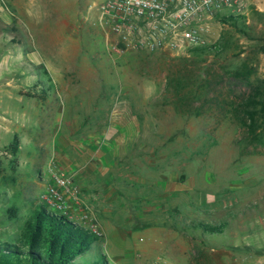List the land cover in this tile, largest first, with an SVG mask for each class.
Here are the masks:
<instances>
[{"label":"rangeland","instance_id":"374dc122","mask_svg":"<svg viewBox=\"0 0 264 264\" xmlns=\"http://www.w3.org/2000/svg\"><path fill=\"white\" fill-rule=\"evenodd\" d=\"M103 1L20 0V23H0V237L38 204L54 211L61 171L80 193L66 216L101 237L86 260L264 264V112L261 141L240 123L250 97L264 100V0L222 16H247L248 35L219 19L180 54L114 51L92 8ZM243 64L251 83L231 74ZM34 74L46 101L20 95Z\"/></svg>","mask_w":264,"mask_h":264},{"label":"built area","instance_id":"2783aa9c","mask_svg":"<svg viewBox=\"0 0 264 264\" xmlns=\"http://www.w3.org/2000/svg\"><path fill=\"white\" fill-rule=\"evenodd\" d=\"M236 0H104L92 8L99 25L109 29L112 48L118 53L181 52L200 46L212 26ZM49 194L54 211L66 215L67 198L79 204L80 193L61 171L52 175ZM51 207V206H50ZM85 219L89 214H85ZM159 264H166L159 260ZM258 264V263H257Z\"/></svg>","mask_w":264,"mask_h":264},{"label":"trees","instance_id":"16d2710c","mask_svg":"<svg viewBox=\"0 0 264 264\" xmlns=\"http://www.w3.org/2000/svg\"><path fill=\"white\" fill-rule=\"evenodd\" d=\"M220 19L235 31L249 34L250 25L247 16L230 15ZM231 74L237 79L251 83L255 71L247 64H243L241 68L231 71ZM42 84L43 81L39 80L27 92H20V95L46 101L49 94ZM244 108L246 118L240 119L241 125L248 129L254 141H261L263 135L258 134L257 128L260 112H264V100L252 96ZM20 148L21 139L16 134L6 150L16 158ZM3 174L4 169L0 162V177ZM19 212L20 209L16 206L8 208L7 220L10 223L16 221ZM224 227V225H202L203 231L208 234L222 233ZM100 238L95 232L70 220L66 215L51 210L48 205L38 204L33 208L19 235L11 238L0 237V264H111L103 253L94 260L85 259V254Z\"/></svg>","mask_w":264,"mask_h":264},{"label":"crops","instance_id":"0c3cea01","mask_svg":"<svg viewBox=\"0 0 264 264\" xmlns=\"http://www.w3.org/2000/svg\"><path fill=\"white\" fill-rule=\"evenodd\" d=\"M33 1L35 2L36 0ZM20 9V0H0V23L10 27L19 24L21 21ZM31 77L32 80L29 81L31 85L38 82L36 74L34 76L31 75Z\"/></svg>","mask_w":264,"mask_h":264}]
</instances>
